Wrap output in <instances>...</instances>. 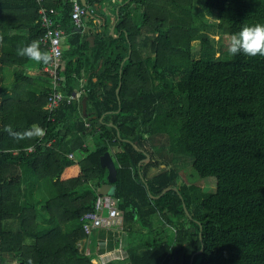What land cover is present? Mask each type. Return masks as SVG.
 <instances>
[{"label": "trees", "instance_id": "16d2710c", "mask_svg": "<svg viewBox=\"0 0 264 264\" xmlns=\"http://www.w3.org/2000/svg\"><path fill=\"white\" fill-rule=\"evenodd\" d=\"M86 2L96 12L104 0ZM42 5L57 11L68 36L63 92L87 82L80 101L46 110L45 64L17 54L33 40L49 50L41 4L0 0V264H120L117 254L79 246L100 230L87 234L81 219L107 181V152L124 228L140 236L127 238V264H264V56L231 55L208 32L215 27L230 41L245 25L264 24V0H125L116 36L105 22L91 53L71 0ZM29 67L41 74L29 76ZM9 125L16 132L39 125L46 135L17 141ZM184 159L190 166L179 165ZM199 179L213 190L203 191Z\"/></svg>", "mask_w": 264, "mask_h": 264}, {"label": "built area", "instance_id": "2783aa9c", "mask_svg": "<svg viewBox=\"0 0 264 264\" xmlns=\"http://www.w3.org/2000/svg\"><path fill=\"white\" fill-rule=\"evenodd\" d=\"M73 3L72 19L77 28L84 25L85 18L88 15V8L81 0H71ZM40 7V24L44 28L45 33L42 37V43L48 46L49 50L54 49L56 52L55 61L44 66L43 71L50 79V94L48 96L45 109L51 114L66 101L68 104L74 101H80L84 95V81L81 80L80 89L75 90L72 94H65L62 90V83L64 82V75L60 72L64 65L63 62V45L66 41V31L61 27L54 16L57 11L53 8H47L42 5L43 0H37ZM52 120H55L53 117ZM72 156V154L70 155ZM83 228L87 234H92L96 229H113L117 227V232L122 235V246L126 237L123 236L125 230L123 229V212L119 209L117 198L113 195H102L98 192L95 209L86 213L82 219ZM89 239L82 241L79 246L83 248V244L87 243ZM86 251V250H85ZM118 256V254H117ZM119 258L121 256H118Z\"/></svg>", "mask_w": 264, "mask_h": 264}, {"label": "crops", "instance_id": "0c3cea01", "mask_svg": "<svg viewBox=\"0 0 264 264\" xmlns=\"http://www.w3.org/2000/svg\"><path fill=\"white\" fill-rule=\"evenodd\" d=\"M125 0H104L101 5L98 3L95 4L96 12H93L92 8H89L88 16L85 18L84 25L82 27V34L86 36L90 42L88 45V52H92L95 45V33L101 32L103 29V25L105 22L109 23L108 30L111 34L115 35V19L118 12V8L123 4ZM91 10V11H90ZM93 19V23H90V20ZM68 38V36H67ZM67 40V39H66ZM69 48L68 45H65ZM26 72L31 77H37L40 75V69L38 67H29L26 69ZM1 76V74H0ZM9 80V83H6V86H10L12 83V73L10 70L6 72V79ZM84 82H87L86 76L82 79ZM12 89H8L7 94H11ZM181 183V179L179 184ZM154 222L157 225H162L163 228L170 233V235L174 234V230L169 227L167 224H162V220L159 216H154ZM126 232V231H125ZM173 232V233H172ZM127 244V236L126 243L122 246V235L117 232V230L102 228L100 230H96L92 235V238L88 240L87 243L83 244V249H85L86 254H91L94 256H101L103 258L111 257L114 254H118V256H123L127 258V254L124 251V248ZM117 256V259L119 257Z\"/></svg>", "mask_w": 264, "mask_h": 264}, {"label": "clouds", "instance_id": "9594fccd", "mask_svg": "<svg viewBox=\"0 0 264 264\" xmlns=\"http://www.w3.org/2000/svg\"><path fill=\"white\" fill-rule=\"evenodd\" d=\"M3 36H0V46H3ZM227 51L231 55L244 54L246 56H264V24L257 23L253 26L245 25L238 34L231 37ZM21 57H27L36 63L50 64L55 61L56 52L54 49L45 50L41 48L38 40H33L27 46L18 50ZM5 131L15 140L42 139L46 130L39 125H32L29 129L16 132L12 127L6 126Z\"/></svg>", "mask_w": 264, "mask_h": 264}, {"label": "rangeland", "instance_id": "374dc122", "mask_svg": "<svg viewBox=\"0 0 264 264\" xmlns=\"http://www.w3.org/2000/svg\"><path fill=\"white\" fill-rule=\"evenodd\" d=\"M201 11H203V12L205 13L206 20H207L210 24H216V23H217V19H216V16H215L214 14L209 13V12L206 11L204 8H201ZM208 32L210 33L211 37L213 38L212 40L214 41V44H215V46H216L217 48H221V45H222V44H224V45H222V46H223L225 49L228 48V46H226L225 44L229 41V39H228V40H224V41L220 40V35L216 32V28H215V27H210V28L208 29ZM217 34H218V35H217ZM225 38H227V37H224V39H225ZM193 45H194L195 57L198 58V57H199V53H198L199 42H198V41H195V42L193 43ZM9 82H10L9 80H6V83H9ZM180 163H181V164H179V165H181V166H182V164H183V168H184V167H188V166H190V164H191V162H190L188 159L181 160ZM186 164H187V165H186ZM157 171H158V170H153V171H152V174L157 173ZM207 180H208V179H207ZM207 180H201V179H199V180H197V182H196L197 185H198V184L201 185L203 191H205V192H206V191H212V190H213V189L211 188V182H210V181H207ZM206 181H207V182H206ZM199 182H200V183H199ZM206 184H208V185H206ZM200 185H199V186H200ZM37 195H38V196H41L40 193H37ZM43 203H44V198H43V196H41V197H40V203L38 204V206H39V209L42 210L43 213H46V210L42 208ZM38 221H43V217H42V216L38 217ZM117 229H118V228L115 227V230H117ZM123 229L126 231V233H124L123 236H124V237L127 236V238H129L130 241H131V240H135V242H137V241L140 239V236H138L137 234H134V235H133L132 233H130L129 231H127V230L124 228V225H123ZM172 233H173V232H172ZM171 236H172V235H171ZM125 243H126V241H124V244H125ZM118 261H119L120 264H127V262H126V258L123 257V256H121V257L118 259Z\"/></svg>", "mask_w": 264, "mask_h": 264}, {"label": "water", "instance_id": "95a60500", "mask_svg": "<svg viewBox=\"0 0 264 264\" xmlns=\"http://www.w3.org/2000/svg\"><path fill=\"white\" fill-rule=\"evenodd\" d=\"M81 1L84 5H87L86 0H81ZM130 53H131V51H130ZM85 103H86V98L83 99V104H85ZM149 160H150V157L148 156L146 162H148ZM101 161H102V164L107 168L108 175H107V181L100 186L99 193L102 195H114V193H115V182L117 181V168H116L115 161L109 152L104 154ZM170 189L171 188H168L164 192H166ZM185 210H186L187 214L190 215L186 206H185ZM191 262H193V258H192ZM173 263H174V260H172L170 262V264H173Z\"/></svg>", "mask_w": 264, "mask_h": 264}]
</instances>
